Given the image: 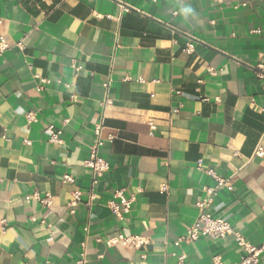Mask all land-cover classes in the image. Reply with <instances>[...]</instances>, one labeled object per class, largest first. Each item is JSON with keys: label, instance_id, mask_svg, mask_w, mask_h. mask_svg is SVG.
<instances>
[{"label": "crops", "instance_id": "crops-1", "mask_svg": "<svg viewBox=\"0 0 264 264\" xmlns=\"http://www.w3.org/2000/svg\"><path fill=\"white\" fill-rule=\"evenodd\" d=\"M0 19V264L236 263L232 237L175 244L215 185L206 170L232 183L206 212L264 243V0H0ZM102 116L109 170L91 187L83 161ZM116 191L134 199L120 218L106 205ZM34 193L50 209L25 201ZM121 233L148 245L107 247Z\"/></svg>", "mask_w": 264, "mask_h": 264}, {"label": "built area", "instance_id": "built-area-1", "mask_svg": "<svg viewBox=\"0 0 264 264\" xmlns=\"http://www.w3.org/2000/svg\"><path fill=\"white\" fill-rule=\"evenodd\" d=\"M152 1L155 2L156 0H152ZM1 23L2 20L0 19V25ZM8 48L9 45L6 43V41L3 38L0 37V55ZM184 52L188 55L192 54L194 52L193 44L187 43ZM70 66L76 72L80 71V68L76 65V61L71 60ZM208 73L210 75L216 74V72L212 68L208 69ZM257 76L258 78L264 80V68L258 67ZM35 78L39 80L40 85L38 86V90L40 91L42 89L41 85L47 83V80L41 79L38 76H36ZM125 80L126 81L129 80V78H126ZM138 81L143 82L142 79H139ZM110 84H111V80L108 79V81L105 82V84L103 85L106 93L108 91V88L110 87ZM176 94L179 95L180 93L177 92ZM109 103H110L109 100L105 98L104 102L100 103V106L102 108H105L107 105H109ZM27 119L29 122L35 121L33 114H28ZM148 125H149L150 135L153 136L155 131V125L152 123V121L148 122ZM103 129L104 128H103V116H102L100 122L97 123L94 127L93 143L90 147L88 157L83 161V166L90 169L91 171V187H93L97 183V181L109 170L108 162L99 156V149L102 146ZM47 133L49 134L48 141L50 143L60 142L59 139V136L61 135L60 130H55L52 126H49L47 128ZM110 139L112 138L110 137ZM253 156L258 158L264 156V150L261 145L256 146ZM197 169L198 170L202 169L201 161L197 163ZM204 173L214 180L215 185L211 188L205 189L206 197L202 199V201H200V203L198 204L199 215L195 223L186 230L185 234L182 237H180L175 244L179 245L180 243H194L198 241V239L201 236L208 237L212 240H222L227 237H232L237 247L241 251L239 261L233 264H260V257L264 253V243L256 246L247 242L246 238L239 232H236L228 222L222 219L212 218L206 212V209L211 204L214 195L218 191L220 190L232 191V183L230 179H224L217 176L213 170H206L204 171ZM62 181L63 183H73V178L70 176H64ZM160 191L162 193L167 192L168 186L166 184L162 185ZM24 199L26 202H29L31 199H36L46 209H50V207L53 204L52 199L49 195H45L44 197H41L38 193L28 195ZM96 199H98V197L94 194V192H92L91 189L87 193L86 205L90 208L93 201H95ZM133 201H134L133 198H129V199L125 198L123 196L122 191H116L115 193H113L111 199L107 202L106 205L110 209L113 215L120 218L122 215L130 212ZM81 203H82V193L79 191H74L71 194V199L67 204L70 213L73 214L75 207ZM106 245L107 247L121 245L123 247H127L132 250H141L148 245V241L146 238H144L141 235H131V234L126 235L121 233L116 235L112 239L108 240L106 242ZM185 259L186 256L184 254L180 255L178 257V261H179L178 264H183ZM42 264H50V262L46 261ZM76 264H86L84 257L79 259ZM213 264H222V263L219 258L215 257L213 259Z\"/></svg>", "mask_w": 264, "mask_h": 264}, {"label": "clouds", "instance_id": "clouds-1", "mask_svg": "<svg viewBox=\"0 0 264 264\" xmlns=\"http://www.w3.org/2000/svg\"><path fill=\"white\" fill-rule=\"evenodd\" d=\"M183 11L187 14V13H191L193 9L191 7H186Z\"/></svg>", "mask_w": 264, "mask_h": 264}]
</instances>
